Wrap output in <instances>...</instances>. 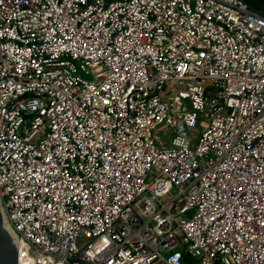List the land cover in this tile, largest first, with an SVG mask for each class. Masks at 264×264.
Wrapping results in <instances>:
<instances>
[{
    "label": "built area",
    "instance_id": "2783aa9c",
    "mask_svg": "<svg viewBox=\"0 0 264 264\" xmlns=\"http://www.w3.org/2000/svg\"><path fill=\"white\" fill-rule=\"evenodd\" d=\"M0 203L18 264H264V16L0 0Z\"/></svg>",
    "mask_w": 264,
    "mask_h": 264
},
{
    "label": "water",
    "instance_id": "95a60500",
    "mask_svg": "<svg viewBox=\"0 0 264 264\" xmlns=\"http://www.w3.org/2000/svg\"><path fill=\"white\" fill-rule=\"evenodd\" d=\"M19 242L9 230L0 203V264H18Z\"/></svg>",
    "mask_w": 264,
    "mask_h": 264
},
{
    "label": "trees",
    "instance_id": "16d2710c",
    "mask_svg": "<svg viewBox=\"0 0 264 264\" xmlns=\"http://www.w3.org/2000/svg\"><path fill=\"white\" fill-rule=\"evenodd\" d=\"M249 9L261 16H264V0H242Z\"/></svg>",
    "mask_w": 264,
    "mask_h": 264
}]
</instances>
